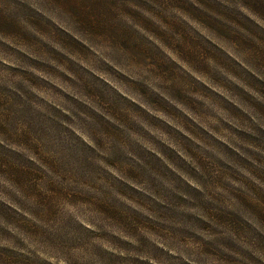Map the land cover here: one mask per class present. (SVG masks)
Wrapping results in <instances>:
<instances>
[{
	"label": "rangeland",
	"instance_id": "1",
	"mask_svg": "<svg viewBox=\"0 0 264 264\" xmlns=\"http://www.w3.org/2000/svg\"><path fill=\"white\" fill-rule=\"evenodd\" d=\"M0 264H264V0H0Z\"/></svg>",
	"mask_w": 264,
	"mask_h": 264
}]
</instances>
